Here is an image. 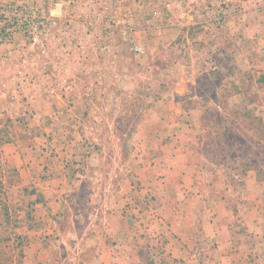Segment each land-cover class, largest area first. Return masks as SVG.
I'll use <instances>...</instances> for the list:
<instances>
[{
  "label": "crops",
  "instance_id": "obj_1",
  "mask_svg": "<svg viewBox=\"0 0 264 264\" xmlns=\"http://www.w3.org/2000/svg\"><path fill=\"white\" fill-rule=\"evenodd\" d=\"M210 1L56 7L39 45L0 47V264H264V162L212 144L227 115L264 136L243 124L264 125V0L220 27ZM106 17L103 53L84 28Z\"/></svg>",
  "mask_w": 264,
  "mask_h": 264
},
{
  "label": "built area",
  "instance_id": "obj_2",
  "mask_svg": "<svg viewBox=\"0 0 264 264\" xmlns=\"http://www.w3.org/2000/svg\"><path fill=\"white\" fill-rule=\"evenodd\" d=\"M95 0H51L54 7H46L32 0H0V47L12 46L18 37L24 38L31 45H39L51 34L52 19L55 17L51 12L56 7L82 6L88 13L94 12ZM115 7L120 6L121 0H108ZM171 3H165L164 9L170 10ZM104 29L95 33L90 27L84 28V35L105 53L110 50L111 36L115 26L113 17L104 18ZM65 37L72 40L77 31L72 29L70 23L65 26ZM62 44L65 42L61 41ZM141 50L138 48L137 52Z\"/></svg>",
  "mask_w": 264,
  "mask_h": 264
},
{
  "label": "rangeland",
  "instance_id": "obj_3",
  "mask_svg": "<svg viewBox=\"0 0 264 264\" xmlns=\"http://www.w3.org/2000/svg\"><path fill=\"white\" fill-rule=\"evenodd\" d=\"M168 2L171 3L170 1H167L165 3H168ZM165 3H162L160 6L161 8L160 12L164 14L170 11V10L167 11L163 8ZM69 10L71 11L70 14L74 16L76 13L74 12L75 11L74 7H69ZM229 12H230V7L227 4L226 0H211L209 2L207 10L205 11V15L209 16L214 26L220 27L217 23H221V26H224V24L226 23L225 20L227 16L229 15ZM84 14H86V12H84ZM55 17L58 18L59 15H56ZM86 26H89V25H86ZM75 27L76 26L72 24V29L74 31H77ZM119 31L120 30L117 29L115 35L117 36V38L121 39L119 37V33H120ZM117 38H116V43H117ZM119 39H118V42L120 41ZM257 67L258 69H261L262 65L260 64ZM231 91L229 90L228 94H230ZM218 122H219V125L218 126L213 125L214 127H212V129L215 132L216 131L217 132L220 131L221 133L224 132V135L221 136V138H218V136L215 137L212 144H213L214 149L215 147H217V144L219 143L220 144L222 143L225 147H227L226 150H224L225 153L222 155L226 159L227 163H232L233 160L235 159L239 161L241 160V157H243L244 159L242 163H247V165H251L253 164V162L255 163L264 162V136L249 134L246 128L239 127V130L234 129V127L230 126V123H229L230 117L228 115L225 117L221 116ZM243 124H247L246 127L248 128L250 125H252L256 130H258L261 133H264V125L262 126L263 123L261 121L253 120L252 118H247V119H243ZM257 141H258V144H256ZM236 144L240 146L239 147L240 149L237 152L232 151V152L226 153L227 150L235 147ZM83 147L84 148L86 147L85 148L86 151H90V149L92 148L91 145L88 143H86V145H84ZM87 147L89 149H87Z\"/></svg>",
  "mask_w": 264,
  "mask_h": 264
}]
</instances>
